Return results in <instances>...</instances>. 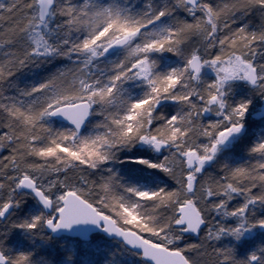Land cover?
Instances as JSON below:
<instances>
[{
    "label": "snow or ice",
    "instance_id": "snow-or-ice-1",
    "mask_svg": "<svg viewBox=\"0 0 264 264\" xmlns=\"http://www.w3.org/2000/svg\"><path fill=\"white\" fill-rule=\"evenodd\" d=\"M261 210L264 0H0V264L73 226L102 264H264L221 243Z\"/></svg>",
    "mask_w": 264,
    "mask_h": 264
},
{
    "label": "trees",
    "instance_id": "trees-1",
    "mask_svg": "<svg viewBox=\"0 0 264 264\" xmlns=\"http://www.w3.org/2000/svg\"><path fill=\"white\" fill-rule=\"evenodd\" d=\"M261 214H264V212ZM258 228L256 227L243 235L247 239L243 243L239 242L240 244L236 245L238 255L243 256L249 251L250 243H253L256 238L248 236L256 233ZM13 240L17 244L22 243L28 249H34L35 256L47 257L52 261V264H102L104 259L107 258L109 251L116 247L114 241L107 240L99 235H93L88 242L68 237L50 238L47 241L44 240L42 244H39V240L36 238L28 240L22 236H18ZM58 240L64 242L62 247L53 244ZM96 240L100 242L94 244ZM69 254H71V258H69ZM131 260V257H125L124 264H129Z\"/></svg>",
    "mask_w": 264,
    "mask_h": 264
},
{
    "label": "rangeland",
    "instance_id": "rangeland-1",
    "mask_svg": "<svg viewBox=\"0 0 264 264\" xmlns=\"http://www.w3.org/2000/svg\"><path fill=\"white\" fill-rule=\"evenodd\" d=\"M262 212H264V210H261L260 212H258L257 214L260 215ZM18 236H21L20 232L19 231H15L12 236L10 237V241L11 243H15V241L13 239L17 238ZM248 237H251V238H256L253 243H250V247H249V250H251L252 248L254 247H257L261 244H264V229L262 228H258V231L254 234H251L249 235ZM37 240H39V244H42L44 240H42L40 237H35ZM12 239V240H11ZM247 238L245 236L241 237L238 241L236 240H233L232 237H224L222 238L221 240V243H235V245H237L239 242L240 243H243V241H245ZM98 241V240H96ZM94 241L95 243L94 244H97L99 243L100 241L96 242ZM239 243V244H240ZM53 244H56L57 246L59 247H62L64 245V242H61V241H56L54 242Z\"/></svg>",
    "mask_w": 264,
    "mask_h": 264
},
{
    "label": "water",
    "instance_id": "water-1",
    "mask_svg": "<svg viewBox=\"0 0 264 264\" xmlns=\"http://www.w3.org/2000/svg\"><path fill=\"white\" fill-rule=\"evenodd\" d=\"M82 231L81 229H76V226H73V230H63L61 231L59 234H53L51 237L53 238H58L60 236H67V237H71V238H77L79 239L80 241H83V242H86L90 239V237L94 234H99L101 235L100 233H97V232H90L88 234V239L85 240L84 238H82L78 233ZM103 236V235H101ZM104 238L108 239L107 237L103 236Z\"/></svg>",
    "mask_w": 264,
    "mask_h": 264
}]
</instances>
